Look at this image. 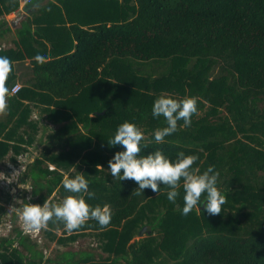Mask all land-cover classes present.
<instances>
[{"label": "trees", "instance_id": "obj_1", "mask_svg": "<svg viewBox=\"0 0 264 264\" xmlns=\"http://www.w3.org/2000/svg\"><path fill=\"white\" fill-rule=\"evenodd\" d=\"M19 5L0 0V16ZM10 30L0 29V44L12 39ZM19 34L33 58L8 103L35 102L47 121L41 153L20 181L31 179L44 203L65 193L64 176L82 174L95 193L93 199L84 194L86 203L110 205L112 218L106 227L90 219L72 232L55 218L47 224L62 230L58 243L96 234L108 254L100 262L87 251L45 258L18 230L0 241V264H264V0H49L29 12ZM37 54L47 62L37 64ZM161 95L200 99L191 126L181 120L157 143L155 130L167 126L152 115ZM23 113L17 125L30 109ZM125 121L144 133L141 156L161 150L175 161L180 152L196 154L201 173L214 165L227 201L220 215L204 211L206 193L200 211L182 215V180L172 203L164 185L158 194L149 188L136 195L135 181L115 179L108 162L124 148L108 142ZM38 122L28 145L37 140ZM15 130L0 141V160L18 148L7 142ZM5 214L0 204V223ZM144 226L149 230L136 238Z\"/></svg>", "mask_w": 264, "mask_h": 264}, {"label": "clouds", "instance_id": "obj_2", "mask_svg": "<svg viewBox=\"0 0 264 264\" xmlns=\"http://www.w3.org/2000/svg\"><path fill=\"white\" fill-rule=\"evenodd\" d=\"M37 64L43 65L47 58L41 54L34 57ZM13 70V61L7 56H0V115L7 114L8 97L19 91V85L8 87V79ZM199 97L185 96L176 99L171 95L159 96L153 104L152 115L154 118L163 116L166 125L155 130L154 138L157 143L164 142L165 137L178 130V122L183 121V127H190L193 115L198 112ZM144 133L135 124L128 121L118 126L114 138L108 144L121 145L124 151L116 152L109 160L110 174L116 179L133 180L138 188L133 191L136 195L144 193L145 189H151L159 193L160 185L167 187V198L175 203L179 195L178 189L183 181L184 207L182 215L187 216L200 204L201 197L206 193L204 211L209 215H220L222 205L226 201L225 194L217 187L219 172L215 166H209L203 173L199 167H194L199 160L196 154L186 155L184 152L177 154L175 161L166 157L161 150L141 156V142ZM97 167H100L99 165ZM123 174L121 175V171ZM64 189L71 193L62 203L52 204L45 201L43 206L39 204H25L20 211V219L25 230L33 231L45 227L49 221H62L67 231L78 230L85 223L93 219L101 227L110 224L112 218L111 207L108 204L92 205L86 203L84 194L88 199L95 198L94 192H89V181L84 175H76L74 178L64 176L62 180ZM200 211V207L198 208Z\"/></svg>", "mask_w": 264, "mask_h": 264}, {"label": "rangeland", "instance_id": "obj_3", "mask_svg": "<svg viewBox=\"0 0 264 264\" xmlns=\"http://www.w3.org/2000/svg\"><path fill=\"white\" fill-rule=\"evenodd\" d=\"M42 0H36L39 2ZM26 13V10L20 12L13 16H7L11 19L16 18L19 14ZM24 17V16H22ZM20 18V20L22 19ZM19 23V21H18ZM35 27V25L33 24ZM45 125V124H44ZM44 130V126L42 131ZM39 131V128H38ZM37 131V133H38ZM46 133L43 136L45 138ZM10 153L5 156L0 161V204L4 206L6 214L3 217L2 223H0V241L2 239L10 238L16 235L18 230H22L23 233L29 235L31 241L37 242L38 249H41L44 253L45 258H56L60 256L63 252L66 251H91L95 254L97 261H101L99 258L100 255L107 257V253H103L98 247L99 241L98 237L94 233H87L82 235L78 234L75 241L71 242H57V238L62 235V230H53L48 228V225L45 227L27 231L23 225V222L20 219V211L23 206L28 203L39 204L43 206L44 203H39L38 200L41 198L40 195L33 194V182L31 179H27L26 182H21L20 177L22 176L24 170H27L30 163H32L37 156L40 155L41 144L38 145V140L30 145L21 146L18 153H15L13 148L10 149ZM26 153V154H25ZM23 154V155H22ZM21 156V157H20ZM20 160V163L19 161ZM15 163V170L6 169L7 165L4 163ZM55 165L49 164V169H54ZM80 169L75 168L74 172H78ZM71 193L65 190V193L54 192L51 196L48 197L47 201L52 204L62 203L63 199L70 195ZM28 202V203H27ZM197 206V211H198ZM146 232L149 230L147 226ZM143 229V228H142ZM86 236V237H85ZM138 238V236L136 237ZM103 261V260H102Z\"/></svg>", "mask_w": 264, "mask_h": 264}, {"label": "crops", "instance_id": "obj_4", "mask_svg": "<svg viewBox=\"0 0 264 264\" xmlns=\"http://www.w3.org/2000/svg\"><path fill=\"white\" fill-rule=\"evenodd\" d=\"M35 1L30 3V4H26V5L20 4L19 8L16 11L12 12L11 14H8V15L4 14L3 16H0V29L1 30H6V29L10 30L11 29L10 32L7 33L6 38H12V39H10L9 41H5V40L2 41V43L0 44V50H7L8 51L7 57L13 61V70H12V73H11L8 81L10 80V82H11L12 80H14L15 81L14 85L15 84H20L21 86L24 85L22 78H24L23 76H26V73L29 72L28 68L30 66V61L33 58L27 54L26 49H25V44L20 40V34H19L21 31V28H22V24L26 20V18L28 17L29 14L24 15V17H22L21 20L18 19L17 21L14 20L15 18L10 20V17H7V16H11L12 14L14 16L20 12H23V10H27L26 6L27 5L31 6L32 4L35 3ZM18 21H19V23H18ZM27 45H28V43H27ZM13 96H14V94L9 95V97H13ZM8 106L9 107H8L7 114L0 115V120L3 122V124H5V126H2V127L0 126V132H1V134H3L0 136V141H2V140L5 141L4 134H7V132H10V130L13 128H16V130H15L16 133L13 134L12 138H9V141H7V142L9 144H11L12 146H16V148L18 147L17 149L13 148L14 150H12V151H15V153H18L20 150V145L21 146H27L28 145L26 142L30 138V136H28V135H32V132H31L32 124L36 125L37 122L39 121L38 126H39L40 130L38 131V133H37V130H34V132H33L35 139L38 140V145H39L40 144L39 142L43 136L42 128H43L44 124L47 122L44 120V118L42 116L39 115V110L42 108L41 105H40V107H38L37 103H35V102H30L28 100H22L20 106L15 107V106L9 105V103H8ZM17 108H19V109H17ZM28 108L30 109L29 116L26 118L25 121H20L21 124L17 125V123L19 122V119L21 117V111L24 110V113H23V116H24V114ZM50 125H52V124L50 123ZM41 149H42V145H41ZM10 151L11 150H9L5 156H7L10 153ZM5 156H3L1 158V160ZM18 161L20 163V160H18ZM14 164L15 163H11V162L10 163H4L3 166L7 165L5 170L6 169L15 170L16 166L18 164H16V165H14ZM87 233L88 232L80 233V234H82V235L86 234L87 235ZM81 251H86V250H81ZM70 252H78V251H70ZM87 252H91V251H87Z\"/></svg>", "mask_w": 264, "mask_h": 264}, {"label": "water", "instance_id": "obj_5", "mask_svg": "<svg viewBox=\"0 0 264 264\" xmlns=\"http://www.w3.org/2000/svg\"><path fill=\"white\" fill-rule=\"evenodd\" d=\"M49 0H42L39 2H36L34 4H32L31 6H29V8L26 10V13H24V15H28L29 12L33 9H35L36 7H40L43 4L48 3ZM23 14H19V16H17L14 20L17 21L18 19H20L22 16H24ZM146 234V227H144L138 235V238H142L144 235Z\"/></svg>", "mask_w": 264, "mask_h": 264}, {"label": "built area", "instance_id": "obj_6", "mask_svg": "<svg viewBox=\"0 0 264 264\" xmlns=\"http://www.w3.org/2000/svg\"><path fill=\"white\" fill-rule=\"evenodd\" d=\"M20 1V4H22V5H26V4H29V3H32V2H34L35 0H19ZM15 85H19V90L21 89V85L20 84H15ZM14 85V86H15ZM19 92V91H18ZM18 92H16L15 94H17ZM14 94V95H15Z\"/></svg>", "mask_w": 264, "mask_h": 264}, {"label": "bare ground", "instance_id": "obj_7", "mask_svg": "<svg viewBox=\"0 0 264 264\" xmlns=\"http://www.w3.org/2000/svg\"><path fill=\"white\" fill-rule=\"evenodd\" d=\"M30 4V3H29Z\"/></svg>", "mask_w": 264, "mask_h": 264}]
</instances>
